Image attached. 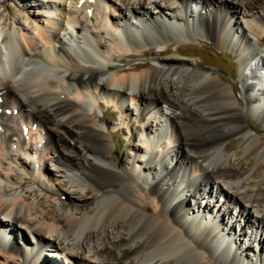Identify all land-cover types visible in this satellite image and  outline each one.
Wrapping results in <instances>:
<instances>
[{
	"label": "bare ground",
	"instance_id": "1",
	"mask_svg": "<svg viewBox=\"0 0 264 264\" xmlns=\"http://www.w3.org/2000/svg\"><path fill=\"white\" fill-rule=\"evenodd\" d=\"M60 4L62 21L53 17L34 35L19 22L8 25L0 0V264H58L46 258L52 251L42 254L44 246L69 264H240L227 237L231 223L225 229L218 221L229 205L257 230L249 247L260 251L264 183L253 178L263 167L264 142L246 120L264 129V74L257 73L264 72V51L247 50L252 40L264 41V0ZM173 37L178 52L198 37L232 50L240 59L242 101L220 76L168 56ZM71 41L84 48L73 50ZM139 57L152 60L113 64ZM29 66L38 69L25 76ZM108 106L120 116L119 128L131 129L130 116L139 123L143 134L131 131L128 147L142 171L132 162L123 168L113 156L108 130L117 128L96 117ZM157 115L170 131L151 141ZM233 139L255 164L231 152ZM26 177L44 193L35 203L23 192ZM202 197L223 199L219 216L196 217V209L204 214L211 206L198 205Z\"/></svg>",
	"mask_w": 264,
	"mask_h": 264
},
{
	"label": "rangeland",
	"instance_id": "2",
	"mask_svg": "<svg viewBox=\"0 0 264 264\" xmlns=\"http://www.w3.org/2000/svg\"><path fill=\"white\" fill-rule=\"evenodd\" d=\"M3 2V12H1V16L3 19L6 18L8 25L10 26H15V23L19 22L22 25H24L25 28L28 29L30 34L38 35V28L37 26L41 24H46L48 22L54 21L52 18L55 17L58 22L62 21V16L60 15L61 13L59 12V8L61 6L60 0H1ZM42 2V3H39ZM197 1V0H193ZM54 4V6L52 5ZM50 5L52 8H54V11L52 8L50 9ZM153 14H156V10L151 9ZM57 12V13H56ZM54 13V14H53ZM55 15V16H54ZM58 15V16H57ZM57 17V18H56ZM59 19V20H58ZM44 22V23H43ZM18 31V35L22 32ZM264 38V36H263ZM177 39L173 37L171 43H170V52L168 53V56H174V57H179L183 60L186 61H191L195 66L198 68L208 72L212 73L214 75H218L223 80L228 83L229 85H232L234 87V94L235 97L238 99H241L240 95V90L242 87L241 84V79L239 78L240 76V59L232 52V50L227 51L226 49H220L216 47L214 44H212L210 41L204 38H199L196 39V42H191L188 41L185 43L186 45H182L184 47V52H178L176 48L180 47V43H176ZM250 51L254 52H262L264 51V41H258V40H252L250 42ZM160 50H163V48H159L158 51L162 52ZM122 60V61H121ZM151 57H139L135 59H126V58H121L119 60L113 61V64L115 66H120V67H127L129 64L137 63V62H151ZM38 68H32V66L27 67L26 75L36 72ZM259 70H257V73L260 75H263L264 72L262 71L261 67H258ZM258 74V75H259ZM248 81V80H247ZM251 84L253 83L252 80H250ZM242 101V99L240 100ZM129 105V102L125 103V107ZM103 113V114H102ZM116 114V113H115ZM112 114L111 109H102V110H97L96 112V117L97 119L101 120L102 122H105L110 128L116 129L117 128V133L112 132L111 130H108V133L112 135V140L114 145L116 146L115 152L112 153L113 156L117 159L122 161V167L126 168L133 163V166L137 169H140V171L143 170L142 164L136 165L135 163L139 158L135 160V154L131 152L129 149V144L131 143L129 141V138L131 135H127L125 132H121L120 126V116ZM158 118L157 121H161L163 125V120L164 118L157 115ZM154 119H150V124L151 127L154 129L152 132L149 133V140L150 134L155 133V131L158 130L157 123L155 122ZM132 121V127L131 129H126L127 131H134L135 132L137 129L139 131V123H134L133 124V119L131 118ZM154 122V123H153ZM155 127V128H154ZM246 127L249 129V131L256 136L259 142H264V129L263 126L254 118H247L246 120ZM125 129V128H124ZM138 135V133L136 134ZM154 135V134H153ZM155 136V135H154ZM155 140V139H154ZM152 141V140H151ZM232 147L233 149L231 152L237 153L238 154V159L241 162L244 163H249L252 162L251 165L255 164L257 162L256 156H252L249 154V152H246L243 149L239 148V143L236 139H233L232 141ZM135 141L132 144H134ZM144 155L143 158H140V161H143L141 163H144L146 160H144ZM263 162V163H262ZM138 164V163H137ZM29 165V164H28ZM251 165L248 167L250 168ZM261 165L263 167L257 169L255 175H254V181L255 182H260L264 183V161H261ZM31 167V166H30ZM46 170L51 173H56L55 166L52 164L46 166ZM148 175V173H146ZM23 192H27L26 197L28 198L29 203H35L37 199L42 198L44 196V193L42 190H40L34 182L28 177H26L24 183H23ZM213 190L216 189V187L212 188ZM79 197H82L81 195ZM75 200L78 202H85L88 203L89 200L87 199H78V197H73ZM62 200V199H61ZM206 202H210L211 206L209 207L208 210L203 212L197 211L196 209V217L198 219L204 218V216H209L213 217L215 215H218L216 213L217 209L219 208L218 204H221L223 202V199H219L218 202H216V199L213 198H207L205 197L203 199L200 198L198 199V205L200 206H205ZM197 205V203H196ZM230 207V213L226 217L220 218L218 221L222 227H226L232 225V230H228V239H230L233 243L234 249L239 251L242 255V260L240 264H264V244L259 247L260 251L252 250L249 246H252V238L253 235L256 234V231L254 229H251L248 225L245 224L242 220L237 219L236 214H237V209H234V206L229 205ZM197 208V207H196ZM219 216V215H218ZM202 217V218H201ZM221 217V216H220ZM228 222V223H227ZM242 230V234H240L238 231ZM257 236L259 235L256 234ZM255 235V236H256ZM22 239L25 245L28 247H31L32 245L34 247V243L32 242V238L28 236L26 233H22ZM76 251V250H75ZM46 258L49 260H52V262H58V264H69L68 261L62 260L57 261L53 258H50V255H46Z\"/></svg>",
	"mask_w": 264,
	"mask_h": 264
}]
</instances>
